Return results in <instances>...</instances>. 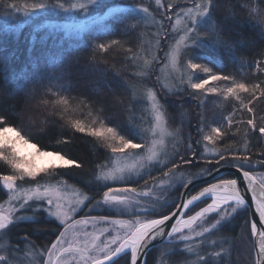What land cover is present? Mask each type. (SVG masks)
<instances>
[{"label":"trees","instance_id":"1","mask_svg":"<svg viewBox=\"0 0 264 264\" xmlns=\"http://www.w3.org/2000/svg\"><path fill=\"white\" fill-rule=\"evenodd\" d=\"M194 1L161 0L157 5L155 0H126L122 3L147 6L156 21L155 26L145 29L140 17L133 14L139 11L127 9L93 23L77 35H66L59 28H51L50 24L66 21L71 17L69 14H54L44 12L42 7H31L35 4L49 7L53 0H0V117L5 118L0 126L15 127L43 150H58L77 160L81 168L59 171L70 184L96 198L107 189L95 179V174L98 165L109 162L110 150L95 137L75 132L68 120L83 122L89 116L100 117L107 126L140 139L141 117L145 115L141 108L144 95L134 99L132 87L142 88L143 94L148 87L157 93L164 105L166 122L173 133V143L167 146L169 150L164 158L179 163L180 156H174L178 152L193 161L179 169L178 176L180 174L184 179L189 175L198 176L202 169L214 166L193 156L187 143L193 142L197 153L203 151L202 144H195V141H202L203 134L216 126H220L226 135L209 147L235 151L242 149L247 141L250 150L243 155L249 156L250 166L244 170L263 172L264 164L260 161H264V139L258 132L245 137L249 129L244 121L250 114L244 109L246 115L242 114L240 120H245L239 121V100L221 93L203 94L201 104V99L192 95L194 90L190 82L208 78L207 74L199 70L193 73L187 65L189 62L200 63L236 82L248 86L264 85V0H214L211 12L198 19L194 27L201 32L218 27L223 39L217 43L214 37L202 34L194 45L183 49L180 59L187 74L183 76L184 83H180L181 77L170 78L171 83L176 84L174 90L169 91L161 79L167 51L177 35L170 30V23L191 8ZM100 6L103 10L106 4ZM144 31L149 32L145 35H149L147 68L137 60L139 49L147 53L146 44L142 46ZM113 40L117 43L113 44ZM100 44L106 45V49H100ZM256 66L260 68L255 69ZM231 85L232 81H214L206 87L226 89ZM239 97L248 104V93L241 92ZM62 98L69 101L67 111L57 103ZM133 104L135 108L129 110ZM254 106L259 127L264 125V99L255 101ZM230 117L231 125L228 123ZM199 128H203V133L198 131ZM168 167H171L170 163L163 168L152 167L149 177L159 176ZM5 171L9 170L0 160V173ZM182 187L181 183L168 194L171 207L162 209L164 213L175 206ZM34 220L12 225L7 235L0 233V255H8L11 264H19L18 258L28 253L36 256V264H43L46 249L62 229L45 214H39ZM247 228L246 208L221 225L219 235L228 238V243L220 245L225 253L224 264H254L251 240L247 242L249 248L245 241L244 244L240 241L244 232L248 236ZM187 259L195 257L178 252L169 259L155 248L147 254L145 264H186ZM117 264H128V257H120Z\"/></svg>","mask_w":264,"mask_h":264},{"label":"snow or ice","instance_id":"2","mask_svg":"<svg viewBox=\"0 0 264 264\" xmlns=\"http://www.w3.org/2000/svg\"><path fill=\"white\" fill-rule=\"evenodd\" d=\"M93 2L94 0H87V3ZM155 2L159 5L161 0H155ZM213 4L214 0H203L196 5L195 15L192 10L183 12L186 21L183 25L185 35L181 36L176 46L167 53L173 65H176L181 58L182 50L188 46V42L192 41L194 44L202 34L214 37L217 43L223 39V34L218 27H213L207 32H201L194 27L198 18L211 12ZM60 6L64 7L63 4ZM31 7H42V5L35 4ZM71 7L85 9L86 3L72 4ZM143 11L147 12L148 9L145 8ZM177 23L181 22L177 20ZM112 43L115 44L117 41L113 40ZM98 47L106 49L104 44ZM148 66V62H145L144 67ZM187 67L193 73L199 70L208 77L198 82H190V87L194 90L192 95L197 99H201L203 94L221 93L240 100L239 93H248L247 105L240 100L242 107L250 114V118L244 121L249 129L245 132V137H251L258 132L259 137L264 139V125L257 126L254 106L255 101L264 99V85L248 86L245 83L236 82L232 77L216 74L208 66L200 63L189 62ZM214 81H232V85L226 89L206 87ZM180 83H184L182 76ZM147 102L151 106L153 119L150 126L147 129H141V132L150 133V137L144 136L138 139L137 136H126L116 127L107 126L104 119L100 117L92 121V124L98 123L97 127L86 125L80 120L73 121L71 118L68 120L75 132L95 137L110 150L109 162L98 165L97 174H95V179L103 182V185L107 187V191L103 192L99 200L90 197L76 185L70 184L63 178L64 174L59 171L62 168H81L82 165L77 160L69 158L58 150H43L15 127L0 126V160L11 169V174H0V186L7 191V200L0 204V233L7 235V230L12 225L35 222L34 218H38L39 214H46L49 218H55L63 230L56 236L51 247L46 249L45 264H117V260L122 255L130 256V264H137L138 260L143 262L147 256V249L153 241L158 242L157 250L162 251L169 259L179 252L184 253L186 257H195V259H187L186 264H224L225 253L220 245L228 243V238L219 235L221 222L229 221L234 214L247 206L244 193L250 192L262 225L258 228L257 223L251 224V233L258 238L256 264H264V176L258 179L254 172L244 170L246 166H250L249 156L243 155L250 150L247 141L242 149L235 151L232 149L219 151L209 147L210 144L214 145L226 135L220 126L212 127L210 132L203 134L202 141H195V144H202L203 151L197 153L193 142L187 143V149L193 156L214 166L202 169L198 176L189 175L187 179H182V186L187 188L194 180L203 179L206 175H212L213 172L218 173L222 167H234L242 172L246 187L242 188L236 178L221 177L216 182L208 183L196 194L184 199L182 203L176 204V208L180 209L179 213L174 211L169 215L162 209L171 207V203L163 197L153 199L151 190L137 191L136 188L110 186L109 182L134 180L139 175V170L147 168L150 174L152 167L163 168L170 163L171 167L163 172L167 183L160 180L158 185L166 190L174 186L179 169L184 165L193 164L192 160L181 156L178 152L174 153V156H180L179 163L175 159L164 158L166 145L163 136L170 135L166 133L164 127L166 111L157 93L150 89L147 90ZM57 103L63 105L65 111L68 110V99L62 98ZM134 108L133 104L129 110ZM4 122L5 118L0 117V125ZM228 123L232 124L231 117L228 118ZM198 131L203 133L204 130L199 128ZM61 142L68 141H58V143ZM133 156L138 158L137 163L131 166L121 163L124 157ZM221 161H224V164H221ZM260 163L264 164V161ZM45 176L50 179L43 180ZM147 183L145 181L146 185ZM209 200L206 206L185 218V211L190 210V206L196 202L204 203ZM86 202H88L87 205ZM84 207H89L90 211L107 209L112 214L130 215L133 219L113 218L112 215H85L75 219V215ZM213 213L216 218L214 222L209 223V217ZM173 217H176L175 221L171 224L167 223ZM100 224L109 227L97 228ZM89 225L92 231L88 230ZM106 233H108L107 238L102 239ZM209 234L216 238H210ZM217 247H220V250H216ZM0 264H11V261L7 256L0 255Z\"/></svg>","mask_w":264,"mask_h":264},{"label":"rangeland","instance_id":"3","mask_svg":"<svg viewBox=\"0 0 264 264\" xmlns=\"http://www.w3.org/2000/svg\"><path fill=\"white\" fill-rule=\"evenodd\" d=\"M67 1L68 2H66V3H62V2H59V1L53 0V2L49 4V7L42 6L44 12H51V13H54V14H58V13L64 12V13H67V14H69L71 16L66 21H60L59 23H57V25L56 24H50L51 28H53V29H58L59 28V30H61L63 32V34H66V35L67 34H76L77 35L83 29L87 28L88 26L92 25L93 23L102 21V20L106 19L107 17H109L110 15H112V14H114L116 12L125 11L127 9L128 10L130 9V10H133V11L136 10V11L141 12V13L133 12V14H137L140 17L142 22L145 24V29L149 30V28H152L156 24V21L152 17V15L149 14L148 11L147 12L143 11V9H145L147 6L140 5V4L139 5H133V4L122 3V2H125L126 0H94L93 3H87V0H67ZM80 3H86V8L85 9H80V8L71 7L72 4H77L78 5ZM102 3L106 4V6H105V8L103 10H101L103 7H101V6L99 7V5L102 4ZM199 3H200L199 1L195 0L194 3L191 5V8H189L187 10H192L193 14L195 15L196 11H197L196 10V5L199 4ZM61 4H63L64 7H61L60 6ZM96 7H97V9L94 10V8H96ZM198 19H200V18H198ZM177 20H179L181 23L178 24ZM45 23H48V22H45ZM184 23H186V21H185V17H184L183 12L180 13V15L174 20L173 23H170L171 24L170 30L174 31L177 35H176V39L174 41V44L172 45L170 50L167 51V53H169L176 46V43L180 40V37L185 35V33L183 32ZM147 33H149V32L148 31H144V36ZM144 44H146V46H147V53H144L142 49H139V52H138L139 55H138L137 60L141 61L142 63L145 64V62H147L149 60V35L145 36L142 46ZM194 44L192 43V41H189L187 47L192 46ZM183 49H185V48H183ZM262 62H264V59L262 60ZM163 66H164V69L162 71L163 72V79H161L162 83L166 86V88L169 91L174 90V84H176V83H174V82L171 83V79L170 78H174V77L178 78V77H181V76L182 77L183 76L186 77V74H187L186 69L187 68H186L185 65H183L181 63V59L178 60L176 65H173L171 63V61H170V59H169L167 54H166V61L163 64ZM259 68H260L259 66L255 67V69H259ZM262 74H264V73H262ZM147 90H149L148 87L144 89V94H143V89L142 88H140V87H138L136 85L132 87V92H133L134 99H140L144 95V98H143L144 106H142L141 108L144 110V114L145 115L141 117L140 130L141 129H147L150 126V122L153 119L152 112H151V106L147 102ZM150 90H152V89H150ZM152 91H154V90H152ZM240 100H242V99H240ZM240 100H239V104H238L239 106L238 107H239V110L241 112L239 113L238 116H239V121H244L245 119L240 120L242 114L246 115V113H244V108L240 104ZM244 104L246 105V103H244ZM93 119H95L94 116L93 117L89 116V117H87L86 119L83 120V123H85L86 125H91L92 127H97L98 123L97 124H92ZM164 127H165V130H166V133H170V135L165 134L163 136V140H164L165 145H166V153H168L169 149L167 148V146L169 144L173 143V138H172L173 133L171 131V128H169L168 125H167L165 116H164ZM141 133H142V135H141L140 138H142L144 136H149L150 137V135H151L150 133H146V132H141ZM157 138L159 139L160 137L158 136ZM137 151L139 152L141 150H137ZM137 159L138 158L134 157V156L133 157H124L122 159L121 163L124 164V165H127V166H131V165L137 163ZM6 166H7L9 171H5L4 173H0V174H11L10 167L8 165H6ZM163 172L159 176L155 175V176L152 177V175H151L149 177V175H150L149 174V170L147 168H145L143 170H139V175L136 176V178L134 180H129V181H126V182H117V183L109 182V184L112 187L136 188L137 191L151 190L153 199H158V198L163 197V198L169 200L168 194L170 192L174 191L176 188H178V186L182 183V179H184V177L180 176V174L178 173L179 176L177 175L178 178H177L174 186L172 188H169V189L165 190V189H161L158 186L160 180H164L165 183H167L166 178L163 177ZM254 173L257 175L258 179L261 178V176H264V171L263 172H254ZM228 176L229 175L222 176V177L223 178H230ZM49 179H50V177H47V176H45L43 178V180H49ZM43 180L41 182H43ZM145 181L148 182L147 185L145 184ZM18 183H20V182H18ZM101 183L103 185V182H101ZM206 185L207 184H205L204 186H206ZM204 186H201L199 188L196 187L197 189L194 188L190 192V195H193L194 193L199 191ZM104 191H107V189L104 190ZM104 191L100 192L99 195L95 199L96 200L101 199L102 198V194H103ZM179 195H180V193H179ZM6 200H7V191L4 190L2 188V186H0V204L5 203ZM209 202H210V200L209 201H205L204 203L200 202V203L194 205L186 213L185 218L187 217V215H194L196 211H199L201 207L206 206V203H209ZM87 204H88V202H86V205ZM5 207L7 208L8 205L6 204ZM240 211L242 212L243 209L239 210L238 212H240ZM85 215H90V216L112 215L113 218H121V219H129V220L133 219V217H131L130 215L119 216V215H116V214H112L107 209H102L100 211H95V210L90 211L89 207H84L80 212H78L75 215L74 218L75 219H80L81 217H83ZM45 217H47L46 214H45ZM47 218H49V217H47ZM152 218H158V217H152ZM215 218H216V215L214 213L211 214V216L209 217L208 222L209 223L210 222H214ZM49 219H52L57 224H59V222L55 218H49ZM225 222L226 221H222L221 225L224 224ZM205 226H207V224ZM101 227H109V226L108 225H103V224L97 225V228H101ZM62 230H63V228L61 229V231ZM88 230L92 231L91 225H89ZM247 233H248V236L244 232V235H245L246 239L244 238V235H242V237L240 238V241L242 242L241 244H244L243 243L244 241H245V244H246L249 241V239L251 240V238L249 237V235H250L249 227L247 228ZM107 236H108V233H106L105 237H102V239L103 238H107ZM247 246L249 248L248 243H247ZM249 252H251V248H250ZM1 255H5L6 256V254H1ZM7 257H8V255H7ZM121 257H123V255ZM46 260H47V253L45 254V258H44L43 264H45ZM18 262H19V264H36V256L32 255L31 253H28V254L18 258Z\"/></svg>","mask_w":264,"mask_h":264},{"label":"water","instance_id":"4","mask_svg":"<svg viewBox=\"0 0 264 264\" xmlns=\"http://www.w3.org/2000/svg\"><path fill=\"white\" fill-rule=\"evenodd\" d=\"M229 175L230 178H236L240 182V186L246 187L245 182L243 181L242 178V172L234 167H222L220 168V171L218 173L213 172L212 175H206L203 179H197L194 180L192 184H190L187 188H182L180 195L178 197L177 203H182L184 199H187L190 197V192L196 188V187H201L204 186L205 184H208L210 182H216L217 179L221 178L222 176ZM207 186V185H206ZM205 187V186H204ZM198 192V191H197ZM196 192V193H197ZM182 193H186L187 195H181ZM194 193V194H196ZM193 194V195H194ZM245 199H246V211H247V219H248V227H249V233H250V238H251V245H252V254H253V263L256 264L257 261V255L256 253L258 252V238L253 236L251 233V224L253 222L257 223L258 228L262 227L259 221V216L258 213H256L255 210V205L251 200V193L250 192H245ZM200 202H196L194 205L198 204ZM194 205L190 206L192 208ZM177 212L179 213L180 209L176 208V205L167 213L171 214L172 212ZM189 210L185 211V215ZM176 217H173L172 220L168 221L167 223L171 224L175 221ZM158 244L157 241H153L152 245L149 246L147 249V254L156 248V245ZM145 259L144 258L143 262L138 260L137 264H145ZM128 264H130V256H128Z\"/></svg>","mask_w":264,"mask_h":264}]
</instances>
